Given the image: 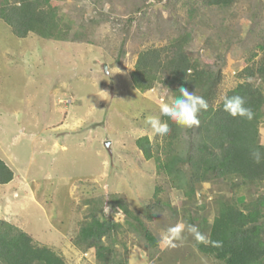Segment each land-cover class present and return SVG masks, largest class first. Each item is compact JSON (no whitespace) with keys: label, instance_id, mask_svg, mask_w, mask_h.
<instances>
[{"label":"rangeland","instance_id":"obj_1","mask_svg":"<svg viewBox=\"0 0 264 264\" xmlns=\"http://www.w3.org/2000/svg\"><path fill=\"white\" fill-rule=\"evenodd\" d=\"M50 4L74 30L81 27L90 44L48 41L34 34L18 39L0 20V138L4 149L17 158L14 179L0 186V219L54 249L66 264H97L94 250L85 259L73 241L86 213L83 202L101 199V211L108 207L105 213L127 231L114 241L116 260L127 256L128 264H145L132 255L139 246L147 253V264H222L202 255L187 231L182 242L174 241L176 247L162 242L169 227L180 221L187 224L185 211L191 204L157 174L154 159L145 160L135 141L148 137L154 149L163 145L145 119L160 116L159 106L171 94L160 85L139 93L130 74L140 51L190 33L187 52L220 72L221 97L235 87L250 51L258 52L256 61L264 57V0H234L223 9L207 7L203 0ZM121 45L125 54L117 63ZM259 128L264 144V123ZM256 192L264 188L242 189L236 198L248 203ZM155 194L159 204L152 202ZM231 196L228 182L201 184L194 200L197 216L211 221L216 201ZM114 197L126 201L141 219L159 242L156 248L148 246L134 221L123 222L113 208ZM147 206L152 221L147 219ZM127 223L135 224L137 231H129Z\"/></svg>","mask_w":264,"mask_h":264},{"label":"trees","instance_id":"obj_2","mask_svg":"<svg viewBox=\"0 0 264 264\" xmlns=\"http://www.w3.org/2000/svg\"><path fill=\"white\" fill-rule=\"evenodd\" d=\"M50 1L0 0V20L18 39L34 34L54 42L89 43L81 27L74 30L71 23L58 15L57 7ZM233 3L234 0H203L205 6L219 9ZM190 40V33L183 32L163 47L140 51L130 77L139 93L160 85L169 89L171 96L178 95L180 87L203 96L208 109L200 112V125L188 129L168 121L171 131L163 137V145H156L154 149L148 137L137 139L135 145L145 160L154 159L157 174L165 177L171 188L181 191L191 204L185 211L187 224L197 226L206 237L220 242V247L195 244L202 255L222 264H264V192H256L248 203L236 198L242 189L264 188V144L260 141L259 130L264 123V57L256 61L258 52L250 51L236 75L235 87L225 93L242 96L245 106L254 112V118L251 121L233 118L222 108L218 90L220 72L212 63L202 62L187 52ZM123 47L121 45L123 51L117 63L124 57ZM258 47L263 50L262 46ZM161 119L167 120L163 116ZM255 150L261 153L260 163H255L251 155ZM13 179L14 173L0 159V186ZM214 181L228 182L232 196L216 201V215L209 221L206 215L197 216L194 200L201 184ZM159 200L156 194L152 197V202L159 204ZM114 202L117 206L113 208L119 211L123 222L134 221L143 231L148 246L156 248L159 242L126 201L114 197ZM83 203L87 209L74 246L82 252L93 249L97 264H128L127 256L121 261L114 257V241L127 233L123 225L110 213L101 211V199H87ZM150 210L151 207H145L147 219L152 221ZM127 225L129 231H137L135 224ZM119 243L127 252L125 242ZM0 264L66 262L54 249L35 242L15 225L0 219Z\"/></svg>","mask_w":264,"mask_h":264},{"label":"clouds","instance_id":"obj_3","mask_svg":"<svg viewBox=\"0 0 264 264\" xmlns=\"http://www.w3.org/2000/svg\"><path fill=\"white\" fill-rule=\"evenodd\" d=\"M66 86V85H65ZM178 95L171 96L167 102H162L159 106L160 116L149 115L145 119L146 125L150 126L152 136L163 138L167 136L171 129L168 121H171L175 125L183 128H193L200 125L199 114L201 111H207L208 102L201 96L197 95L194 91H189L185 87L178 89ZM222 108L225 113L229 116L236 118H242L251 121L254 118V112L250 107L245 106V99L240 95H227L221 96ZM166 117L167 120H162L160 117ZM254 162H261V153L255 150L251 153ZM109 208H105L107 213ZM187 231L191 234L196 245L199 244H210L213 247H220L219 241H212L206 237L197 226L192 224H186L183 221L177 222L175 225L169 227L162 237V242L168 247H176L174 241H183V233ZM89 249L85 252H89ZM85 252H82L85 253ZM133 257L145 261L147 264V253L137 246L132 250ZM89 259V258H85ZM95 259V258H94Z\"/></svg>","mask_w":264,"mask_h":264},{"label":"crops","instance_id":"obj_4","mask_svg":"<svg viewBox=\"0 0 264 264\" xmlns=\"http://www.w3.org/2000/svg\"><path fill=\"white\" fill-rule=\"evenodd\" d=\"M67 87L63 88V92L66 91ZM62 92V91H61ZM60 93V92H59ZM58 93V94H59ZM2 116L1 112H0V117ZM3 129L0 128V137L2 136V131ZM4 143L1 141L0 138V159L12 170V172L15 174L14 172V167L17 165V158H15L14 156L11 155L9 150H5L4 149ZM2 186V185H1Z\"/></svg>","mask_w":264,"mask_h":264},{"label":"bare ground","instance_id":"obj_5","mask_svg":"<svg viewBox=\"0 0 264 264\" xmlns=\"http://www.w3.org/2000/svg\"><path fill=\"white\" fill-rule=\"evenodd\" d=\"M105 16V15H104ZM108 19V18H107ZM87 41V40H86ZM40 44V43H39ZM41 45V44H40ZM16 53V52H15ZM19 56V55H18ZM97 60V59H96ZM107 64V62H106ZM144 89V88H143ZM71 100V99H70ZM82 109V108H81ZM74 115V113H72ZM58 115V114H57ZM41 136V135H40ZM50 142V141H49ZM26 144V143H25ZM50 146V145H49ZM99 152V151H98ZM57 158V157H56ZM139 180V179H138ZM135 184V183H134ZM115 189V188H114ZM162 194V193H161ZM140 203V202H139ZM149 204V203H148ZM157 204V203H156ZM155 209V208H154ZM125 228V227H124ZM215 263V262H214Z\"/></svg>","mask_w":264,"mask_h":264},{"label":"built area","instance_id":"obj_6","mask_svg":"<svg viewBox=\"0 0 264 264\" xmlns=\"http://www.w3.org/2000/svg\"><path fill=\"white\" fill-rule=\"evenodd\" d=\"M88 254H89V252H85L82 255H83L84 258H88Z\"/></svg>","mask_w":264,"mask_h":264},{"label":"water","instance_id":"obj_7","mask_svg":"<svg viewBox=\"0 0 264 264\" xmlns=\"http://www.w3.org/2000/svg\"><path fill=\"white\" fill-rule=\"evenodd\" d=\"M104 68H106V66L104 67ZM104 73L106 74L107 72L106 71H104ZM108 143H106V145H107Z\"/></svg>","mask_w":264,"mask_h":264}]
</instances>
